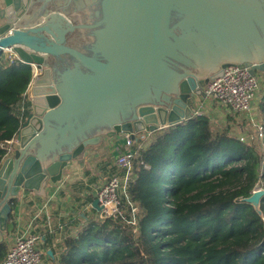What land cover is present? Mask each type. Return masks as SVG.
Segmentation results:
<instances>
[{
	"label": "water",
	"instance_id": "1",
	"mask_svg": "<svg viewBox=\"0 0 264 264\" xmlns=\"http://www.w3.org/2000/svg\"><path fill=\"white\" fill-rule=\"evenodd\" d=\"M0 20V55L42 70L0 165V244L13 200L46 198L102 137L190 119L228 66L264 72V0H0ZM263 196L243 201L261 216Z\"/></svg>",
	"mask_w": 264,
	"mask_h": 264
},
{
	"label": "trees",
	"instance_id": "2",
	"mask_svg": "<svg viewBox=\"0 0 264 264\" xmlns=\"http://www.w3.org/2000/svg\"><path fill=\"white\" fill-rule=\"evenodd\" d=\"M31 81L30 66L0 55V165L1 145L21 126L12 108ZM258 114L264 145V97ZM230 127L214 131L201 115L151 134L126 186L136 228L89 221L63 242L57 264H264V196L261 216L243 201L264 190V151Z\"/></svg>",
	"mask_w": 264,
	"mask_h": 264
},
{
	"label": "crops",
	"instance_id": "3",
	"mask_svg": "<svg viewBox=\"0 0 264 264\" xmlns=\"http://www.w3.org/2000/svg\"><path fill=\"white\" fill-rule=\"evenodd\" d=\"M2 24V20H0V26ZM5 55L9 56V54ZM258 62L249 64H258ZM35 70L38 75L42 72L39 69H34L32 72ZM263 74L264 72H256L257 79L260 80ZM31 83L23 95V99L12 108L21 124L25 123L28 117V106L32 98ZM263 87L260 84L252 103L251 116L255 115L257 118L258 105L261 97L262 99L264 97ZM197 113L206 116L211 121L212 127L215 126L213 123L224 124L228 121L229 125L234 128L231 129L234 133L240 134L246 125L247 118L235 116L208 96L198 102ZM151 138V135L148 136L146 143L141 144V146L145 148ZM120 144H122L120 137H102L99 144L87 148L79 159L72 161L69 168L64 172L61 182L47 190L46 198L26 193L13 200L10 229L3 239L7 245L6 253L16 232H36L42 236L39 248L46 253L44 264H57L63 242L79 234L89 221H96L98 211L93 208L92 203L96 200L99 188L116 171L114 162L119 156L116 151L122 152L124 150ZM16 148L17 146H15ZM41 209L42 211H40ZM46 216H50L54 230L52 234L46 232ZM57 223L62 224V230H56ZM48 252H50L49 255Z\"/></svg>",
	"mask_w": 264,
	"mask_h": 264
},
{
	"label": "built area",
	"instance_id": "4",
	"mask_svg": "<svg viewBox=\"0 0 264 264\" xmlns=\"http://www.w3.org/2000/svg\"><path fill=\"white\" fill-rule=\"evenodd\" d=\"M8 31L6 35H9ZM12 60L16 57L8 53ZM36 71L32 72V81L37 77ZM31 81V82H32ZM259 90V82L256 76H252L247 68L228 66L223 70L220 78L210 81L205 88V93L218 105L228 109L235 116H245L251 124H255V117L251 116L252 103ZM195 116H201L196 114ZM258 137H261V127H258ZM149 133H141L136 136V141L125 137V149L114 162L115 173L99 188L96 194L100 211L96 220H111L125 227L135 229L138 223L137 207L131 202L126 192L128 174L132 163L139 158L146 143ZM17 146V138L2 144L6 156L12 153ZM42 211V209L40 210ZM46 232L54 233L50 216H46ZM61 223H57L56 230H62ZM42 236L36 232H16L12 243L1 264H44L46 253L39 248Z\"/></svg>",
	"mask_w": 264,
	"mask_h": 264
},
{
	"label": "rangeland",
	"instance_id": "5",
	"mask_svg": "<svg viewBox=\"0 0 264 264\" xmlns=\"http://www.w3.org/2000/svg\"><path fill=\"white\" fill-rule=\"evenodd\" d=\"M258 73V72H257ZM258 75V74H257ZM258 82H259V86H260V84H262L263 86H264V74L263 75H261V79L260 80H258ZM261 82V83H260ZM264 88V87H263ZM257 114V116H258V118L257 117H255V124H251L250 122H249V120H248V118L246 119V125H245V127H244V129H242L241 130V133L240 134H238V135H241L242 134V131L243 132H245V133H247V134H249V138H248V140L252 143V142H254V144L255 145H257V146H259L260 147V150L261 151H264V145L262 144V142L260 141V138L259 137H257L256 135H258V127H259V122H258V119H259V114H258V112L256 113ZM243 118H245V116H242ZM215 126H213L214 128V131H218V130H220L221 128H227V127H229L230 125H229V122L227 121V122H225L224 124H219V123H213ZM242 125H244V124H242ZM226 126V127H225ZM231 129H234L232 126L230 127ZM116 138L117 137H120V140H121V143L122 144H120L121 146V148H123V149H125V147H124V145H125V135H119V136H115ZM251 137H253V138H259V139H251ZM251 139V140H250ZM143 147V146H142ZM124 151V150H123ZM122 151V152H123ZM122 152H120V151H116V154H121ZM133 171H132V168H131V170L129 171V174H128V178H131V176H132V173ZM256 189H260V188H258V187H256ZM256 189H254V190H256Z\"/></svg>",
	"mask_w": 264,
	"mask_h": 264
},
{
	"label": "flooded vegetation",
	"instance_id": "6",
	"mask_svg": "<svg viewBox=\"0 0 264 264\" xmlns=\"http://www.w3.org/2000/svg\"><path fill=\"white\" fill-rule=\"evenodd\" d=\"M175 17H176V13H175L174 11L171 12V17H170V23H169V26H173V25H175V21H174Z\"/></svg>",
	"mask_w": 264,
	"mask_h": 264
}]
</instances>
